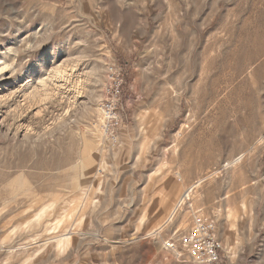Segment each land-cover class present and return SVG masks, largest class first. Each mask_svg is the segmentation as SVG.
<instances>
[{"label": "rangeland", "instance_id": "374dc122", "mask_svg": "<svg viewBox=\"0 0 264 264\" xmlns=\"http://www.w3.org/2000/svg\"><path fill=\"white\" fill-rule=\"evenodd\" d=\"M2 63L0 264H195L175 239L196 211L216 264H264V0H0Z\"/></svg>", "mask_w": 264, "mask_h": 264}, {"label": "built area", "instance_id": "2783aa9c", "mask_svg": "<svg viewBox=\"0 0 264 264\" xmlns=\"http://www.w3.org/2000/svg\"><path fill=\"white\" fill-rule=\"evenodd\" d=\"M106 81L102 88L104 99L100 103V131L103 139L111 146L118 144L117 136L121 127L119 103L123 89V76L114 65L105 69ZM196 211L192 227L179 233L176 242L187 257L195 264H216L223 253V245L218 237L216 223ZM165 249L176 251V246L169 239Z\"/></svg>", "mask_w": 264, "mask_h": 264}, {"label": "bare ground", "instance_id": "6f19581e", "mask_svg": "<svg viewBox=\"0 0 264 264\" xmlns=\"http://www.w3.org/2000/svg\"><path fill=\"white\" fill-rule=\"evenodd\" d=\"M9 66H10V64H9ZM9 68V69H8ZM12 71H13V68L12 67H8L7 65H5L4 63H2V64H0V78H4V75H3V73H6V72H8L9 74H13L12 73ZM93 71H95V70H93ZM92 71V72H93ZM57 73H60V71L58 72L57 71ZM56 73V74H57ZM45 74V73H44ZM101 74V73H100ZM34 75V74H33ZM43 74H41V76H42ZM58 75V74H57ZM92 77H96V73L95 72H93L92 74ZM40 76V77H41ZM44 76V75H43ZM42 76V77H43ZM49 76V75H48ZM47 76V77H48ZM91 77V78H92ZM90 78V77H89ZM37 79V78H36ZM98 79V78H97ZM48 78H39L38 79V81H37V83H36V81H35V83H34V81L32 80V76H30L29 77V81L28 82H26L25 83V85L23 86V90H22V92H23V99L24 100H26V103L29 101V102H35V101H37V99L38 98H40L41 97V99H42V97L43 98H48V96L47 95H50V94H48V91L50 90V88H48L47 86L49 85H47V83H48ZM87 81V80H86ZM100 81V80H99ZM93 83H95V82H93ZM87 84H88V82H87ZM89 85H90V82H89ZM50 87H51V85H50ZM20 89H22V88H20ZM93 89V88H92ZM50 93V92H49ZM39 100L40 102L39 103H41V101L43 100ZM44 101V100H43ZM237 161L239 160V159H236ZM237 161H235V162H237ZM234 162V161H233ZM234 162V163H235ZM186 197H187V199H189L188 197H190L189 196V194L188 195H185L184 196V198L182 199H180V201L175 205V207H176V209L178 210L179 209V207L182 205V203H185L184 201L186 200ZM178 207V208H177ZM176 210V211H177ZM227 226V225H226ZM62 236H64V235H62ZM65 237V236H64ZM59 238V237H58ZM65 242V239H60L59 241H58V246H62V244Z\"/></svg>", "mask_w": 264, "mask_h": 264}]
</instances>
